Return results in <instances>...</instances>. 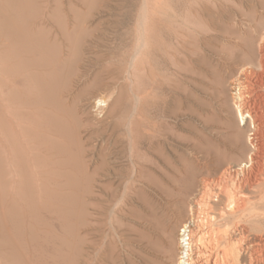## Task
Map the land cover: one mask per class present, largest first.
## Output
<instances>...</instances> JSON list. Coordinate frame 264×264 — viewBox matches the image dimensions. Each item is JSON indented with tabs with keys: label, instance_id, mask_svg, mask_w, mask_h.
<instances>
[{
	"label": "rangeland",
	"instance_id": "rangeland-1",
	"mask_svg": "<svg viewBox=\"0 0 264 264\" xmlns=\"http://www.w3.org/2000/svg\"><path fill=\"white\" fill-rule=\"evenodd\" d=\"M262 10L261 0H0V237L18 245L17 256L0 245V264H179L184 251L164 252L142 200L150 171L159 176L165 167L160 183L174 187L178 175L164 157L183 168L193 153L192 119L182 111L161 116L176 91L163 95L160 86L199 94L189 68L200 13ZM148 16L150 48L143 45ZM9 26L23 29L26 41L18 43ZM129 122L135 139L159 126L165 139L139 152L135 177L125 156L107 161L116 173L98 174L99 136L126 146L114 129Z\"/></svg>",
	"mask_w": 264,
	"mask_h": 264
},
{
	"label": "bare ground",
	"instance_id": "bare-ground-1",
	"mask_svg": "<svg viewBox=\"0 0 264 264\" xmlns=\"http://www.w3.org/2000/svg\"><path fill=\"white\" fill-rule=\"evenodd\" d=\"M261 8L262 13H200L199 23L195 20L193 26L189 68L199 94L188 93L181 84L173 88L160 86L163 95L171 89L179 94L175 92L171 99L174 106L164 107L161 116L178 117L182 111L192 119L187 125L192 134L193 153L192 159L184 158L183 168L174 166L175 161L167 159L169 156L164 157L169 171L178 175L177 179L170 175L175 184L172 189H164L160 183L165 167L159 169L160 177L153 176L151 171L146 173L142 200L149 233L161 232L164 252L171 257L177 245L180 252L184 251L179 264H264V0ZM152 25L153 18L148 16L143 45L149 48ZM9 28L18 43L26 41L23 29ZM176 64L188 72L177 58ZM127 77L131 79L130 75ZM50 84L41 83V87L47 92ZM185 99L192 100L193 107ZM114 132L124 134L127 144L121 143L122 139L113 144V136L105 132L98 135V166L94 168L98 174L116 173L107 161L115 162L125 156L135 177L140 168L139 152L145 155L165 139L161 126L139 139H135L131 122L123 132L119 128ZM103 184L101 188L105 187ZM179 226L183 229L181 242L176 233ZM136 241L133 239V243ZM0 245L9 247L13 256H17L15 242L0 237ZM131 253L137 254L135 247Z\"/></svg>",
	"mask_w": 264,
	"mask_h": 264
}]
</instances>
